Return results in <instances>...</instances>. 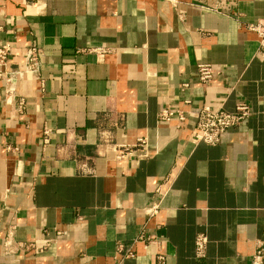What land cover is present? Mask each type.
<instances>
[{"label": "crops", "instance_id": "crops-1", "mask_svg": "<svg viewBox=\"0 0 264 264\" xmlns=\"http://www.w3.org/2000/svg\"><path fill=\"white\" fill-rule=\"evenodd\" d=\"M262 18L264 0H0L7 68L42 51L40 77L11 92L0 80V264H159L158 250L165 264H252L264 239V57L246 25ZM200 63L217 70L207 86ZM240 102L249 118L215 145L195 142L200 108ZM169 105L192 114L163 124ZM143 136L147 157L116 158ZM142 232L160 246L136 243Z\"/></svg>", "mask_w": 264, "mask_h": 264}, {"label": "built area", "instance_id": "built-area-1", "mask_svg": "<svg viewBox=\"0 0 264 264\" xmlns=\"http://www.w3.org/2000/svg\"><path fill=\"white\" fill-rule=\"evenodd\" d=\"M249 31L257 34L259 40V53L264 57V18L246 25ZM12 54V45L9 42L0 43V80H4L11 86V91L15 83L25 75L40 77L42 51L36 45L28 47L25 55V64L21 68L8 69V60ZM217 70L208 63L198 64V78L202 86L211 83ZM189 101H187L188 103ZM189 109H183L176 106H166L159 113V121L163 124H169L172 121L178 122V127L186 122L191 116ZM251 115V107L246 102H240L236 105L234 111L224 110L222 107L213 109L210 105H204L196 113V140L209 145H215L222 141L225 133L241 125ZM149 139L148 137H139L133 144H120L116 147V158L126 159L132 156L147 157ZM9 150L11 147H8ZM159 205L146 210L147 215L152 216L158 211ZM62 232H57L60 237ZM135 242L145 244H155L160 246V241L155 237H147L144 232L140 233ZM208 237L205 233H199L195 241V256L197 259H203L207 254ZM119 251H125L126 257L135 255L132 245L125 247L120 244ZM157 260L159 264H165L166 256L158 250ZM252 264H264V239L260 240L255 252L251 256Z\"/></svg>", "mask_w": 264, "mask_h": 264}]
</instances>
